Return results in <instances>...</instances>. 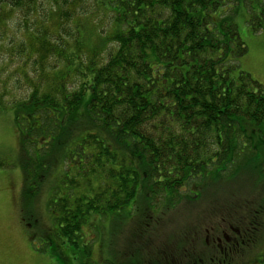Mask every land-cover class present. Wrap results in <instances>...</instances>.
Returning <instances> with one entry per match:
<instances>
[{"label": "trees", "instance_id": "trees-1", "mask_svg": "<svg viewBox=\"0 0 264 264\" xmlns=\"http://www.w3.org/2000/svg\"><path fill=\"white\" fill-rule=\"evenodd\" d=\"M245 2L0 0V105L21 90L9 103L15 161L32 196L58 162L48 208L67 242L81 244L94 213L131 204V214L138 205L154 214L198 201L248 164L258 176L264 85L242 68L248 47L233 20ZM259 4L254 32L264 28Z\"/></svg>", "mask_w": 264, "mask_h": 264}, {"label": "rangeland", "instance_id": "rangeland-1", "mask_svg": "<svg viewBox=\"0 0 264 264\" xmlns=\"http://www.w3.org/2000/svg\"><path fill=\"white\" fill-rule=\"evenodd\" d=\"M260 1L263 0H246L239 4L233 20L248 47L240 60L242 68L264 85V28L254 32L249 22L251 15L259 13ZM97 16L99 24L107 20L105 16ZM10 89L0 105V159L7 162L17 160L20 149L15 112L9 103L21 90L12 91L13 86ZM242 154L243 159L251 152ZM251 168L248 164L233 179L210 184L198 201H181L175 207L161 206L156 214L147 208L145 211L146 205H138L140 209L135 207L137 212L131 214V204L110 216L94 213L84 225L81 244L75 246L54 227L48 208L50 183H54L60 173L58 162H55L51 182H45L34 196L26 192L25 174L18 162L0 166V264H106V260L114 264H144L156 259L154 253L168 250L170 246L183 249L193 244L191 249L195 247L193 251H198L200 248L194 244L199 247L204 244L201 229L208 227L211 232L216 229L222 232L240 228V225L257 233L255 248L240 252L241 258L236 264H244L264 249V215L256 211L258 201L264 202V164L258 176ZM245 201L246 208L249 209V204L252 209L242 210L240 205ZM238 207L241 210L235 213ZM29 221L31 227L26 225ZM85 243L91 247L89 258L83 252Z\"/></svg>", "mask_w": 264, "mask_h": 264}, {"label": "flooded vegetation", "instance_id": "flooded-vegetation-1", "mask_svg": "<svg viewBox=\"0 0 264 264\" xmlns=\"http://www.w3.org/2000/svg\"><path fill=\"white\" fill-rule=\"evenodd\" d=\"M201 230L204 244L201 247L194 244L200 248L198 251H193L195 247L191 249L193 244L186 245L183 249L169 245L168 250L163 249L162 253L161 251L154 253L156 259L144 264H236L241 258L240 252L252 251L257 242V233L251 229L233 227L222 232L220 229L211 232L207 227ZM244 264H264V249L255 254L254 259H249Z\"/></svg>", "mask_w": 264, "mask_h": 264}]
</instances>
